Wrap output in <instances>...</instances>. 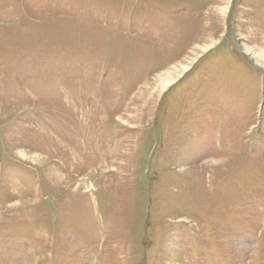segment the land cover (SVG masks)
I'll list each match as a JSON object with an SVG mask.
<instances>
[{
  "label": "rangeland",
  "instance_id": "rangeland-1",
  "mask_svg": "<svg viewBox=\"0 0 264 264\" xmlns=\"http://www.w3.org/2000/svg\"><path fill=\"white\" fill-rule=\"evenodd\" d=\"M262 51L264 0H0V264H264Z\"/></svg>",
  "mask_w": 264,
  "mask_h": 264
},
{
  "label": "bare ground",
  "instance_id": "bare-ground-1",
  "mask_svg": "<svg viewBox=\"0 0 264 264\" xmlns=\"http://www.w3.org/2000/svg\"><path fill=\"white\" fill-rule=\"evenodd\" d=\"M263 53H260L259 56H257V59L259 62H261L262 64H264V51H262ZM184 70H187V67H183ZM183 71V70H182ZM178 72V71H177ZM180 74V73H178ZM172 75V74H171Z\"/></svg>",
  "mask_w": 264,
  "mask_h": 264
}]
</instances>
